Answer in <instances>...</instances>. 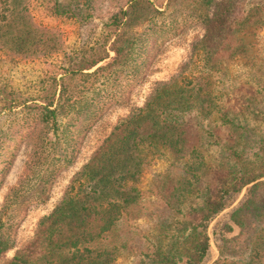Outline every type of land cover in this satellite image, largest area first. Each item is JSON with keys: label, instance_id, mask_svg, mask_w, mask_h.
I'll list each match as a JSON object with an SVG mask.
<instances>
[{"label": "trees", "instance_id": "16d2710c", "mask_svg": "<svg viewBox=\"0 0 264 264\" xmlns=\"http://www.w3.org/2000/svg\"><path fill=\"white\" fill-rule=\"evenodd\" d=\"M34 1L0 0V57L14 64L63 56L58 71L43 70L22 88L0 74V189L26 150L0 205V258L14 246L13 233L28 208L44 204L59 174L75 162L89 121L119 97L127 99L119 83L145 75L150 54L169 30L158 25L159 0H125L107 18L102 46L67 54L61 31L35 20ZM40 3L50 15L77 21L95 9V0ZM192 3L201 35L187 59L117 119L6 264H113L126 252L138 256L136 264H201L210 248L209 222L227 196L245 186L248 196L221 226L218 255L209 264H264V104L255 93L263 92L264 79L233 105L223 104L225 93L214 87L218 60L242 48L240 35L264 28V0ZM210 143L219 159L201 186L200 149ZM167 153L190 178L157 174L162 207L150 210L139 181ZM193 197L199 201L191 204ZM144 216L157 217L152 231L134 225Z\"/></svg>", "mask_w": 264, "mask_h": 264}, {"label": "rangeland", "instance_id": "374dc122", "mask_svg": "<svg viewBox=\"0 0 264 264\" xmlns=\"http://www.w3.org/2000/svg\"><path fill=\"white\" fill-rule=\"evenodd\" d=\"M40 1L36 0L32 4L31 10L35 20L41 25L54 27L61 31L64 39V52L67 54L88 52L102 46L107 40L104 24L108 16L123 6L125 2V0H95L93 14L86 20L77 21L72 18L50 15ZM159 2H161V7L158 8L163 11V15L159 17L158 25L163 22V26L169 30L159 39L158 49L150 54V65L145 69V75H138V77L133 75V77L120 82L118 88L122 86L127 93L129 92L127 99L119 97L117 99L118 104L116 103L107 109H103V111H99L95 118L89 121L91 126L82 141L75 162L59 174L51 188L48 200L44 204L31 205L25 215L21 217L16 232L13 233L14 246L0 258V264H6L13 256L16 248L33 236L37 221L53 209L71 176L84 165L94 149L110 132L117 119L126 115L131 107L140 106L153 83L167 79L189 56L192 41L196 36L201 35L200 27L195 24V20H197V12L194 11L195 5L192 0H159ZM240 36L242 48L233 54H226L217 62L218 71L214 76L216 80L214 87L216 90L222 89L225 93L221 96L223 104L233 105L242 94L251 96L256 89H260L262 85L264 86V83L260 87L257 86V82H260L262 78L264 79V28L243 33ZM112 54L113 52H110V55ZM62 56L63 53H59L35 60H23L14 64L8 63L1 56L0 74L1 77L10 80L18 88H22L31 84L30 82H34L43 70L47 72L57 70ZM262 91L255 93L258 99H262L264 104V89ZM215 117L216 115L211 116V120H215ZM204 123L208 124L209 121L204 120ZM257 125L260 127L258 123ZM251 126L257 127L255 123H251ZM211 144L203 145L200 149L201 158L206 164L203 165L201 172L198 171L202 174L201 186L206 180L210 179L213 165L219 159L218 147ZM25 158L26 150L23 148L16 156L0 189V205L7 189L14 184ZM181 170L182 163L175 160L168 153L163 158L153 160V163L142 174L139 181V187L143 192V199L147 208L153 210L162 207L157 194L156 183L158 177L156 175L165 174L176 177L181 174L186 178H190L189 174H183ZM185 186L187 188V185ZM247 196V186L243 187L238 193L229 194L224 208L209 222L210 248L201 264H209L217 257L218 245L221 243L219 235L221 226L229 219L230 213ZM191 200H193L190 201L191 204L199 201L196 197ZM156 221L157 217L144 216L137 219L134 225L145 232L152 231ZM148 239L151 242L154 238ZM137 261L138 256L136 254L126 252L119 255L113 264H136Z\"/></svg>", "mask_w": 264, "mask_h": 264}]
</instances>
